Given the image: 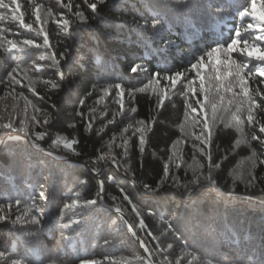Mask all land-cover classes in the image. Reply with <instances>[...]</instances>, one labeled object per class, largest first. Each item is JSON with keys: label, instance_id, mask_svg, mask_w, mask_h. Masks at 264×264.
Instances as JSON below:
<instances>
[{"label": "trees", "instance_id": "16d2710c", "mask_svg": "<svg viewBox=\"0 0 264 264\" xmlns=\"http://www.w3.org/2000/svg\"><path fill=\"white\" fill-rule=\"evenodd\" d=\"M3 2L0 125L13 127H0V140L23 134L102 171L104 204L120 209L155 264H189L193 257V264H264V61L241 56L243 76L229 69L204 78L208 72L197 76L191 69L204 62L206 50L230 42L236 28L264 48L255 39L260 24L240 15L251 0H17L20 11H13L12 0ZM248 23L256 29L246 30ZM13 68L19 83L8 76ZM176 73L195 83L173 88L164 77ZM226 74L235 76L228 85L215 81ZM205 93L217 105L215 119L206 105L208 147L201 143L207 133L197 104ZM250 100L257 105L252 123ZM145 184L162 195L147 192ZM100 191L92 172L50 159L26 141H6L0 147V216L6 217L0 264H148L122 220L101 206ZM31 215L43 217L41 223H32ZM166 221L179 232H166ZM180 233L184 238L176 240Z\"/></svg>", "mask_w": 264, "mask_h": 264}, {"label": "snow or ice", "instance_id": "6c2138e0", "mask_svg": "<svg viewBox=\"0 0 264 264\" xmlns=\"http://www.w3.org/2000/svg\"><path fill=\"white\" fill-rule=\"evenodd\" d=\"M56 2H57V4H59L60 0H56ZM12 3L13 4H17V0H12ZM99 3H104V0H99ZM4 7H7V5L4 4L3 0H0V8H4ZM96 7H97L96 4H92L91 5V8H92L93 12L96 11ZM255 9H256V0H251V4L248 5V6H245L243 8V10L241 11L240 15H242V16H249V15L253 16L255 19H257L260 22V28L257 29V31H259L262 34L261 35H257L255 37V39L258 40V41H264V0H262L260 12L257 13L255 11ZM13 11H20L19 4H17L16 9H14ZM38 11H39V8L37 7V12ZM79 15L80 14H78V16ZM80 18L82 19L83 17L80 16ZM37 20H39V16L38 15H37ZM21 26H24L22 20H21ZM65 26H67V21H65ZM191 26L193 28H198V25H195V24H192ZM26 27L29 30H31V25H27ZM153 28L156 29L157 31H159V29L157 28V26L155 24H153ZM247 29H256V26L254 24H252V23H248L247 27H246V30ZM40 34H44L43 33V29H41V33ZM9 43L12 44V41H9ZM23 43L25 45H32L33 44V42L31 40H24ZM44 44L45 45L48 44V39H47L46 35H45V39H44ZM172 44H173V41L169 40V41L166 42V47H170ZM240 44H243L244 47L243 48H239ZM12 47L15 48L16 45L13 44ZM220 47L221 46L212 48L211 51L209 52V55H212L213 53H216L217 51H219ZM226 51L229 54L239 51V55L242 56V57L246 56L248 58H254L257 61H264V48L258 46L255 43L250 45L249 41L242 36L241 31H240L239 28L235 29V31L233 33V38H231L230 42L227 43ZM231 62L233 64H237L238 69H243V68L247 67V62L246 61L238 63L236 59H232ZM57 63H59V62L57 61ZM191 69L193 71H195L197 76H199L200 72L204 69V64L200 63V62L193 63V64H191ZM37 70H39V68ZM137 70H138L137 67H132V69H131V71L133 73L137 72ZM16 71H17V69L13 68L10 72H8V76L11 77L14 82L19 83V81H16L15 77H13V73H15ZM144 71H147V69H144ZM239 74L240 73L238 71L237 75H239ZM260 75H264V71H262L260 73ZM157 76H159V73L158 72L154 73L153 74V79H155V77H157ZM164 79L165 80H170L171 81V86L173 88H175L178 83H182V82H186L187 84L195 83V81H188L187 78L183 77L182 73H176L174 75L165 76ZM200 79H201L200 87H201V91L203 92L204 91V87H205L204 83H203V77H201ZM217 79H219V77H217ZM239 82H240V85L242 87L243 95L247 96V90L243 87L245 85L244 78L241 77ZM149 83H151V81H149ZM157 83H158V81H157ZM52 87L53 88H57V87H59V84L58 83H52ZM115 87L117 88V90H119L121 88V85L120 84H116ZM118 94H119V91H118ZM164 99H165L164 97H161L160 100H159V103H160L161 106L164 105ZM208 103H211L212 110H213V119H215V112L217 110L216 103L214 101H210L209 100L207 93H205L203 99H197V104L202 105L201 108H200V112L204 113V120H203L204 129H203V132H206L207 136H205V138L201 141V143H203L205 145V147H208L209 143L211 141V127H210V125L208 123L207 108H206V105ZM256 107H257V105H256L255 101H251L250 100L249 101V109L250 110H249V113H248V121H249V123H252L253 119H254L251 109H254ZM192 111L195 112L196 109L193 108ZM44 123L45 124L49 123L47 118H45ZM238 123H239V121H238ZM0 127H3L5 129H9V128L13 127V124L11 122H9V123H5V124L0 125ZM137 131L140 132L141 130L137 129ZM203 132H202V135H203ZM260 132H264V125H262L260 127ZM43 136H44V133H39V134L36 135V139L37 140H41V139H43ZM252 139L256 140V139H258V137L253 135ZM124 143H125V145H127V141H125ZM139 143H140V145H143L145 143V137H144L143 134H141L139 136ZM261 143H264V139H261ZM65 147H71V145L70 144H65ZM140 150H141V152L144 151L143 148H141ZM100 159H103V157H100ZM208 159H209V161H211V154L210 153L208 155ZM260 163H264V160H261ZM214 166L215 167H219L220 165L216 164ZM168 172H169V169H168V166L166 165L165 166V175H167ZM108 179L111 181L112 177H108ZM205 179H207L210 183L212 182L211 172H209L208 176L205 177ZM199 180H200V177H196V179L191 181V184H196V183L199 182ZM101 187H103V182L102 181H101ZM143 187L145 188V190L147 192H155L156 196L162 195L161 192L154 190L148 184L143 185ZM158 187H161V186H158ZM186 190L187 191H191V188L188 187ZM121 193L122 194L124 193L123 189H121ZM40 195H41V197H43L44 193L41 192ZM124 199L128 200L129 197L125 194L124 195ZM96 203H97V201H95V200H88L87 201V204H89V205H94ZM132 210L134 212H138V209L135 208V207H133ZM116 211L119 212L120 209L117 208ZM26 215H29V213H26ZM5 219H6L5 216H0V222L4 221ZM19 219L20 218L17 217V220H19ZM42 219H43V217H40L38 215H31V220H32V223H34V224L41 223ZM71 223L72 224H78L79 222L76 221V220H73ZM166 224H167V228L165 229L166 232H171L173 235H175L177 232H179V228L176 226V224L174 222L166 221ZM63 227L68 228V227H70V225H63ZM141 227H143V223H141ZM129 232L131 233L132 237H134V238L136 237V235H137L136 232L133 231L131 228H129ZM181 238H184V234L183 233H180L178 236H176V240H179ZM189 246L190 245H185V247H189ZM158 247H159V244H158ZM168 248H172V244L171 243L168 244ZM2 256H3V253H0V257H2ZM193 261H195V257H193ZM193 261H190L189 264H193ZM11 264H19V261L18 260H12ZM82 264H93V262H91V261H83ZM177 264H180V262L178 261Z\"/></svg>", "mask_w": 264, "mask_h": 264}, {"label": "water", "instance_id": "95a60500", "mask_svg": "<svg viewBox=\"0 0 264 264\" xmlns=\"http://www.w3.org/2000/svg\"><path fill=\"white\" fill-rule=\"evenodd\" d=\"M9 140H13V141H15V140H22V141H26L36 151L41 152L44 156H46V157H48L50 159L57 160V161H60V162H63V163H66V164L72 165V166H80L83 169H86V170L92 172L96 176V178L99 180V182H100V188H101V191H100V193H101L100 202H101V206L103 208H105L106 210H109V211L115 213L122 220V222L124 223V225L126 226V228L128 229V231H129V228H131L134 231V229L132 228L130 222L126 219V217L124 216V214L121 211L117 212L116 211L117 208L109 207V206H107V205L104 204V202H103V195H104V191H105V184H104V182L101 179L102 171L92 170L88 165L82 164V163L78 162L77 160H75V159H73L71 157H67V156L61 155L59 153H56L54 151L47 150V149H45V148H43L41 146H38L34 142H32V140H30L29 138L25 137L23 134L8 135L6 139L0 140V147H2V145H4V143L6 141H9ZM109 166H110V163H107L106 162L104 164V169H107ZM101 181L103 182V187H101ZM133 185L135 186L134 183H133ZM136 189H137V191L139 193V190H138L137 187H136ZM130 235H131V233H130ZM132 238L135 241V244L144 252L145 261L148 264H155L152 261V258L150 256V253L147 250L146 246L144 245L143 241L140 239V237L138 235H136L135 238L134 237H132Z\"/></svg>", "mask_w": 264, "mask_h": 264}, {"label": "rangeland", "instance_id": "374dc122", "mask_svg": "<svg viewBox=\"0 0 264 264\" xmlns=\"http://www.w3.org/2000/svg\"><path fill=\"white\" fill-rule=\"evenodd\" d=\"M261 4H262V0H257L256 9H255V11L257 13H259L261 10ZM256 21L258 24H260V22L257 19H256ZM226 45L227 44L220 45L221 46L220 50L217 51L216 53H213L212 55H209V52L211 51L212 48H215V47H211L210 49L206 50L202 54V56H203L202 60H204V62H203L204 63V69L203 70L205 72H208V73L202 74V76L204 78L210 77L209 74H211V73H218L214 70L228 71L229 69L235 70L237 72L239 71L240 76H243L242 69H238L237 64H233L231 62L232 59H236L238 63L242 62V60H240L241 56L239 55V51L229 54L226 51ZM216 47H218V46H216ZM243 47H244L243 44L239 45V48H243ZM231 75L233 77H231ZM233 79H235L234 74H226L224 76H219V79L216 78L215 81L221 83L222 85H228ZM19 217H23V216H19Z\"/></svg>", "mask_w": 264, "mask_h": 264}, {"label": "bare ground", "instance_id": "6f19581e", "mask_svg": "<svg viewBox=\"0 0 264 264\" xmlns=\"http://www.w3.org/2000/svg\"><path fill=\"white\" fill-rule=\"evenodd\" d=\"M32 177V176H31Z\"/></svg>", "mask_w": 264, "mask_h": 264}]
</instances>
